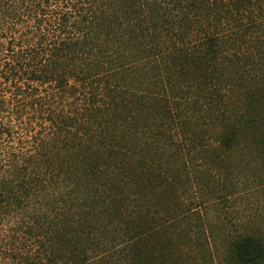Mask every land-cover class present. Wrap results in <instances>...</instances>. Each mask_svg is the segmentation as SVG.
<instances>
[{"label": "trees", "instance_id": "1", "mask_svg": "<svg viewBox=\"0 0 264 264\" xmlns=\"http://www.w3.org/2000/svg\"><path fill=\"white\" fill-rule=\"evenodd\" d=\"M247 151L264 0H0V264H264L199 210Z\"/></svg>", "mask_w": 264, "mask_h": 264}, {"label": "rangeland", "instance_id": "2", "mask_svg": "<svg viewBox=\"0 0 264 264\" xmlns=\"http://www.w3.org/2000/svg\"><path fill=\"white\" fill-rule=\"evenodd\" d=\"M243 153L242 156L233 155L232 160L227 163L228 167L219 165L222 173L228 170L237 173L238 178L231 177L238 180L232 193L223 201L219 200L217 194L208 197L199 208L201 215L207 216L213 227L219 230L234 232L257 227L264 229V163L254 152ZM193 155L208 160L213 158V152L205 148H197ZM230 183L232 182L229 181L228 184ZM211 186L216 188V193L221 192V188H226L215 181Z\"/></svg>", "mask_w": 264, "mask_h": 264}]
</instances>
